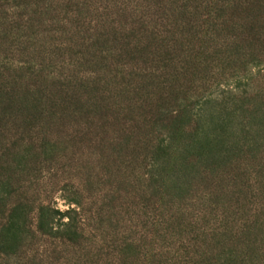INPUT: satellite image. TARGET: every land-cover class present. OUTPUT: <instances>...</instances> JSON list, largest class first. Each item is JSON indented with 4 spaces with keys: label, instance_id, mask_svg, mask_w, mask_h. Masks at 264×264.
<instances>
[{
    "label": "rangeland",
    "instance_id": "374dc122",
    "mask_svg": "<svg viewBox=\"0 0 264 264\" xmlns=\"http://www.w3.org/2000/svg\"><path fill=\"white\" fill-rule=\"evenodd\" d=\"M0 264H264V0H0Z\"/></svg>",
    "mask_w": 264,
    "mask_h": 264
}]
</instances>
